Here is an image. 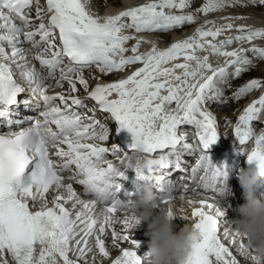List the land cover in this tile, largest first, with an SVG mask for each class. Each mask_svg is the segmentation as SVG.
<instances>
[{
    "label": "snow or ice",
    "instance_id": "6c2138e0",
    "mask_svg": "<svg viewBox=\"0 0 264 264\" xmlns=\"http://www.w3.org/2000/svg\"><path fill=\"white\" fill-rule=\"evenodd\" d=\"M192 2L147 0L116 15L101 17L90 11L91 0H46V7L39 0H0V30H3L0 34V128L9 129L0 131V264H9L7 256L11 257L12 264H78L70 253L78 250L83 257L91 252L92 237L99 254L109 257L103 238L109 228L114 245L124 241L134 246L124 248L112 264H142L135 250L138 244L129 234L121 235L115 229L116 224H122L125 233L130 231L128 217L121 220L117 213L131 210L129 206L143 187L139 182L148 180L139 164H133L136 153L146 158L155 156L156 164L170 171L181 167L182 153L195 151L183 125L194 126L204 153L198 162L204 171L200 177L204 183L200 187L222 194L221 182L227 178V165L213 164L207 154V149L220 136L217 117L203 105L222 96L218 81L228 83L230 76L238 78L248 70L253 64L249 53L264 60V46L253 43L258 38L264 39V28L236 27L231 21L244 16H224L222 19L228 23L217 26L215 21H205L193 35L164 49L143 36L125 34L126 30L167 33L192 24L195 14L185 11ZM242 2L207 0L195 11L207 15ZM247 3L264 6V0H247ZM33 6L35 20L29 14ZM15 18L19 19V25ZM233 30L238 34L218 39ZM130 40L136 41L131 48L126 46ZM25 43L30 47L25 48ZM143 43L151 44L150 50L140 52ZM244 43L252 47L246 49L242 46ZM5 44L10 47V53ZM233 44L241 46L231 48ZM129 52L131 55H125ZM28 53H32L31 60ZM213 56L223 58V63L213 66ZM32 61L39 63L40 70ZM136 64L142 66L126 78L98 83L89 91L85 69L95 66L100 73L109 74ZM43 69H47L46 76ZM57 72L56 86L63 87L67 82L68 95L48 94L51 87L48 81L56 79ZM78 83L88 98L110 114L117 132L126 129L131 133L132 142L127 151L114 143L105 145L103 142L110 139L109 127L76 110L84 107V100L73 95L78 91ZM262 87L264 82L253 78L235 96L238 99ZM26 92L31 94L29 98L18 99ZM33 99L35 106L42 108L38 116L26 120L17 118L19 106L30 108ZM262 116L264 94L243 109L235 124V137L241 146L239 154L245 152V146L253 138V124L261 123ZM25 122L29 126L22 127ZM13 126L19 130H11ZM121 151L124 157L118 164L107 159L108 154L116 156ZM246 161L249 166L264 170V134L255 139ZM73 165L76 172L68 179L83 186L84 194L93 199H81L72 182L64 183L63 173ZM129 170L135 173L134 191H124L125 199H121L123 185L118 181L126 180ZM196 171L194 168L193 173ZM163 180V176L158 177V183ZM61 188L67 195H54L49 207L47 194ZM158 191L162 195L157 198V206L168 205L169 215L173 216L174 186L166 189L161 183ZM188 191L185 185L184 192ZM191 192L201 195L198 187L191 188ZM211 199L215 200L216 196ZM69 202L73 207L81 206L75 218L66 207ZM97 204L104 206L102 218L94 212ZM187 204L191 215H184L183 219L193 221L195 234L186 264H240L220 235V220L225 211L205 199H189ZM180 211L184 213L186 209ZM229 236L230 243L238 245L242 253L245 240L231 229L224 232V240Z\"/></svg>",
    "mask_w": 264,
    "mask_h": 264
},
{
    "label": "clouds",
    "instance_id": "9594fccd",
    "mask_svg": "<svg viewBox=\"0 0 264 264\" xmlns=\"http://www.w3.org/2000/svg\"><path fill=\"white\" fill-rule=\"evenodd\" d=\"M139 164L143 170L151 171L156 161L136 153L133 164ZM239 182L245 192V200L237 209L238 217L233 232L246 241L242 254L252 261V264H264V199L257 197L256 189L264 180V170L252 165L239 172ZM226 187V181L221 182V191ZM221 207L230 208L218 201ZM128 215L130 231L141 224H147V233L150 237L149 252L143 258V264H186L192 251L195 229L192 223H185L179 231L173 223L176 219L169 215L168 207L157 206V197L151 187H143L137 199L129 206Z\"/></svg>",
    "mask_w": 264,
    "mask_h": 264
},
{
    "label": "bare ground",
    "instance_id": "6f19581e",
    "mask_svg": "<svg viewBox=\"0 0 264 264\" xmlns=\"http://www.w3.org/2000/svg\"><path fill=\"white\" fill-rule=\"evenodd\" d=\"M134 2H136V1H139V0H133ZM133 1H128V0H108L106 3H104V1L103 0H91V3H90V6L93 8V9H97L98 11H100L99 12V14H103L104 12H108L107 13V15H116V14H118L120 11H123V7H126V6H128L127 5V3L128 2H133ZM121 5H124V6H122V7H120ZM192 6H194L196 9L197 8H199V7H202V6H195L194 4H191ZM257 12H260V14H259V16H255V20H254V22L255 23H260V21L261 20H263L261 23H260V26H262V27H264L263 25H264V18H263V16H264V7L263 6H260V7H258V9H257ZM35 17V16H34ZM249 22H251V23H253V21L251 20V18H249ZM132 33V35H134V36H143L145 39H147V40H152V41H157L159 44H160V46L159 45H157L159 48H166V47H168V46H170L171 45V43H174V42H176L177 40H180L181 39V37H184V36H187L188 34H185L184 33V35H176L175 36V32L171 35V36H169V35H157L156 33H151V34H146L145 35V33H135L134 31H132L131 32ZM131 35V34H130ZM163 39V40H162ZM150 48H151V44H149V43H143V44H141V46H140V49H143L145 52L146 51H148V50H150ZM100 75V72L99 71H96V76L95 77H97V76H99ZM254 75H259V73H255ZM89 76V84H91L94 80H92V74H89L88 75ZM251 77H253V76H251ZM30 96H29V94H27V93H24V94H21V96L18 98V99H20L21 101L22 100H24V99H26V98H29ZM229 102L230 101H232V100H228ZM244 101V100H243ZM243 101H241L240 102V104H242L243 103ZM227 101H224V102H221V108H222V106H224L225 105V103H226ZM33 103H36V101L33 99V101H32V104ZM32 107H30V108H25L24 106H23V104H21L20 106H19V108L17 109V111H18V113H19V117H17V118H21V119H23L24 118V116H25V114H26V112H27V110L28 109H31ZM226 110V113H227V115H225V116H228V114L229 113H232V115H231V118H233L234 117V115H238L239 113H240V111H241V106H238L237 108H234V111H233V106H231L230 108H227V109H225ZM218 121H221V119L220 118H218L217 119ZM150 158H152V159H156V157L155 156H151ZM184 160H185V156H181V167L179 168V169H176V168H172L170 171L169 170H165V169H161L160 167H159V165H155L153 168H152V170L151 171H148V170H143L144 171V174L148 177V180L146 181V182H144V181H140L139 183L141 184V185H143V187H145V186H147V187H151V188H154L155 186H157L159 183H157L158 182V177H160V176H163L164 177V180L163 181H161V183H164V184H172L173 182H176V181H183L184 179L183 178H188V177H190V175H186L184 172H183V170H182V167L184 166ZM204 172V171H203ZM203 172L200 174V175H198V177L199 176H201L202 174H203ZM183 179V180H182ZM184 183H186V181L184 182ZM142 187V188H143ZM141 188V189H142ZM156 192V194H158V191H155ZM55 193H57V194H59V193H66V190L64 189V188H61V189H59V190H56V191H54V193H53V195L55 194ZM50 195V194H49ZM193 200H200V199H198V198H195V197H193ZM205 200H207L209 203H211L208 199H205ZM176 202H174L173 203V201L171 202V206H172V209H173V212L175 213V215H176V219H174V221H173V223H174V225H175V230L176 231H179V229L181 228V227H183V225L185 224V223H192L193 221L190 219V220H187V221H185L184 219H183V216L184 215H188V216H190L191 215V207L187 204V199H181V200H175ZM244 201H246V200H244ZM244 201H242L241 202V204L244 202ZM48 206L49 207H51L52 206V201L51 202H49L48 201ZM198 206V205H197ZM162 208H165V207H163V206H161ZM181 208H184V209H186V212H184V213H182L181 211H180V209ZM229 210H230V212H233V208H232V206L229 208ZM233 214V213H232ZM231 214V215H232ZM224 218V217H223ZM229 218V217H228ZM225 219V218H224ZM233 220H235V218H233ZM142 225H141V229L142 230H145V229H147L146 228V226H147V224L146 223H141ZM232 230V229H231ZM233 231V230H232ZM148 238L150 239V237L148 236Z\"/></svg>",
    "mask_w": 264,
    "mask_h": 264
},
{
    "label": "rangeland",
    "instance_id": "374dc122",
    "mask_svg": "<svg viewBox=\"0 0 264 264\" xmlns=\"http://www.w3.org/2000/svg\"><path fill=\"white\" fill-rule=\"evenodd\" d=\"M228 102H229V101H227V103H228ZM224 106H226V103H225V105H224ZM224 106H223V107H224ZM231 106H232V104H231V105H227V106L225 107V109H227V108H230ZM235 108H237V106H235ZM233 109H234V106H233ZM233 111H234V110H233ZM225 113H226V110H225ZM232 113H233V112H232ZM232 113H229V115L231 116V115H232ZM226 114H227V113H226ZM183 179H184V178H183ZM183 179H182V180H183ZM183 181H184V180H183ZM234 206L236 207V206H237V204H235Z\"/></svg>",
    "mask_w": 264,
    "mask_h": 264
}]
</instances>
